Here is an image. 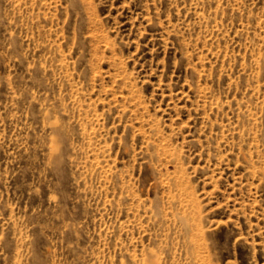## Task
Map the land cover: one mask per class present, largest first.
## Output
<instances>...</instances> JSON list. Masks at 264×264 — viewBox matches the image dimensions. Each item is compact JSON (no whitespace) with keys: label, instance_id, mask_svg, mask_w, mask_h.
Instances as JSON below:
<instances>
[{"label":"rangeland","instance_id":"obj_1","mask_svg":"<svg viewBox=\"0 0 264 264\" xmlns=\"http://www.w3.org/2000/svg\"><path fill=\"white\" fill-rule=\"evenodd\" d=\"M0 264H264V0H0Z\"/></svg>","mask_w":264,"mask_h":264}]
</instances>
